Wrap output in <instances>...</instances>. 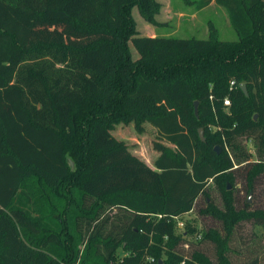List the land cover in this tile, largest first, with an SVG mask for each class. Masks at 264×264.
I'll return each instance as SVG.
<instances>
[{
	"label": "trees",
	"instance_id": "16d2710c",
	"mask_svg": "<svg viewBox=\"0 0 264 264\" xmlns=\"http://www.w3.org/2000/svg\"><path fill=\"white\" fill-rule=\"evenodd\" d=\"M214 1L237 40L137 36L132 10L156 26L157 0H0V264H233L243 226L264 233L221 183L264 177V0ZM118 123L172 148L149 167ZM211 183L217 227L176 234Z\"/></svg>",
	"mask_w": 264,
	"mask_h": 264
},
{
	"label": "rangeland",
	"instance_id": "374dc122",
	"mask_svg": "<svg viewBox=\"0 0 264 264\" xmlns=\"http://www.w3.org/2000/svg\"><path fill=\"white\" fill-rule=\"evenodd\" d=\"M164 2L167 0H163ZM187 1H192L188 3ZM199 0H171V8L175 12L184 13V17H175L170 22H163L159 18L160 23L154 26L148 24L138 13V10L134 8L132 10V16L136 25L137 36H146L149 32H156L160 37H174L178 39H190L195 38L199 40H205L208 38L209 25L211 23L218 33V39L222 41H235L237 40L236 32L231 28L227 22L225 11L217 6L207 8L201 12L196 10V3ZM162 9V4H161ZM156 15L155 20L158 15ZM192 14H196V20L191 18ZM163 17V16H162ZM129 50L133 60L138 59V54L134 50L131 42H129ZM137 128L134 123H118L112 127L111 135L117 141L125 144L130 153L149 167H152L153 162L159 156V153L154 149L156 142L172 148V146L159 138L157 131L150 125L143 123ZM204 138V136H203ZM249 150L250 160L254 159V148L250 141L246 144ZM71 168L72 163L68 160ZM236 168V167H234ZM223 184L229 186V190L232 191V198L234 200V206L237 210L248 208L249 212L254 210L264 211V177L258 178L254 183V188L251 191L248 188L247 181L244 177V169H238L234 173V181L229 178L222 180ZM207 196L200 197L195 205L193 212L184 215L178 219L177 226L175 228L176 234H184L185 223L190 226H196L199 231L206 230L207 228H216L217 223L212 218L202 217L199 215L198 210L205 207V200L213 202L217 206L221 205V196L215 189L213 183L210 184L207 190ZM248 200V207L244 204ZM243 233L241 236H237L231 245L230 249L235 250L236 253L231 254L233 264H247L250 260L254 259L256 255L262 259L261 264H264V233L260 228H255L250 225L243 226ZM199 235V234H197ZM242 239L245 241L243 243ZM200 237H197V241Z\"/></svg>",
	"mask_w": 264,
	"mask_h": 264
},
{
	"label": "crops",
	"instance_id": "0c3cea01",
	"mask_svg": "<svg viewBox=\"0 0 264 264\" xmlns=\"http://www.w3.org/2000/svg\"><path fill=\"white\" fill-rule=\"evenodd\" d=\"M160 4H162V9H161V12H160V14L158 15V17H157V19H156V21H158L159 23H160V21H159V18H162L161 20L163 21V22H170V21H172L175 17H178V18H182V17H184V13H180V12H175L172 8H171V0H167V1H163V0H157ZM200 1V0H199ZM198 1V2H199ZM188 3H191L192 1H187ZM198 2H195L196 3V5L198 4ZM213 6H217L216 4H215V1L214 0H211L210 2H209V4H208V6H206L205 8H203V9H201V10H197L198 12H201V11H203V10H205V9H207V8H211V7H213ZM223 9V8H222ZM224 10V9H223ZM163 16V17H162ZM226 17H227V15H226ZM191 18L193 19V20H196V14H192V16H191ZM228 19V18H227ZM227 22H228V24H229V21L227 20ZM210 24L211 23H208V25L210 26ZM155 36H157V34H156V32H149V34L148 35H146V37H150V38H153V37H155Z\"/></svg>",
	"mask_w": 264,
	"mask_h": 264
},
{
	"label": "water",
	"instance_id": "95a60500",
	"mask_svg": "<svg viewBox=\"0 0 264 264\" xmlns=\"http://www.w3.org/2000/svg\"><path fill=\"white\" fill-rule=\"evenodd\" d=\"M239 88L244 93V95H247L246 86L244 84H241ZM193 107H194V114L196 115V113H197V102L193 103ZM254 118H256V117H254ZM198 134H199V138H200L201 142H204L203 132L201 129L198 130ZM215 151L219 152V148L216 147ZM227 189H229V186H227Z\"/></svg>",
	"mask_w": 264,
	"mask_h": 264
},
{
	"label": "built area",
	"instance_id": "2783aa9c",
	"mask_svg": "<svg viewBox=\"0 0 264 264\" xmlns=\"http://www.w3.org/2000/svg\"><path fill=\"white\" fill-rule=\"evenodd\" d=\"M230 85L233 86L234 85V82H231ZM223 105L226 106V107H228L229 106V100L228 99H225L223 101Z\"/></svg>",
	"mask_w": 264,
	"mask_h": 264
}]
</instances>
